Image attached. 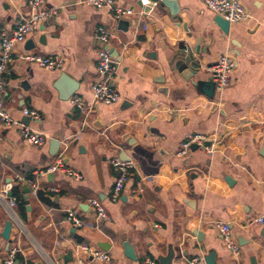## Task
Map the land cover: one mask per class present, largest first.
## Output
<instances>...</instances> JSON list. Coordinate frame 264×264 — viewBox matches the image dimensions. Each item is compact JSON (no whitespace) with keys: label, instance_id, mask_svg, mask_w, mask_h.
<instances>
[{"label":"crops","instance_id":"1","mask_svg":"<svg viewBox=\"0 0 264 264\" xmlns=\"http://www.w3.org/2000/svg\"><path fill=\"white\" fill-rule=\"evenodd\" d=\"M168 1L170 8L151 0H113L97 10L85 0H45L56 14L14 52L60 58L62 68L48 71L16 60L0 92L10 117L46 140L42 147L30 146L17 128L0 123V192L11 185L4 196L8 201L14 198L12 188H20L24 202L13 209L21 230L0 203V264L9 244L1 237L8 221L9 241L19 244L29 264H46V257L65 264L76 257L87 264H143L170 249L171 264H193V259L204 264L210 252L216 264H264V0H237L247 17L229 24L226 34L200 0ZM120 7L133 11L122 20L126 26L113 18ZM171 9H177L176 16ZM27 13L28 0H0V32L12 30ZM98 27L112 36L106 46L94 37ZM100 48L118 63L111 85L119 102L111 106L93 102L90 93ZM223 56L234 67L209 99L183 75L209 81L205 68ZM62 74L76 84L67 100L61 94L68 88L56 89ZM75 98L89 107L87 117L73 106ZM23 110L36 112L38 119L23 116ZM195 134L216 142L217 151L209 156L194 145L186 156H177L181 143ZM60 155L79 180L64 172L36 176ZM114 158L134 165L117 201L111 199ZM16 176L38 184L36 196L28 194V208L26 186ZM91 200L102 205L107 221L96 218ZM68 210L78 212L84 228L70 225ZM256 218L263 222L252 223ZM218 223L228 224L239 257L225 248ZM125 242L136 260L124 255ZM100 243L109 263L76 249H100ZM69 251L72 260L65 262Z\"/></svg>","mask_w":264,"mask_h":264},{"label":"built area","instance_id":"2","mask_svg":"<svg viewBox=\"0 0 264 264\" xmlns=\"http://www.w3.org/2000/svg\"><path fill=\"white\" fill-rule=\"evenodd\" d=\"M202 4L208 8L212 13L221 17L228 24H238L244 21L247 14L242 5L237 0H200ZM87 6L94 9H102L109 7L113 4V0H85ZM56 10H49L45 7V0H28V13L23 16H19L15 27L10 31L2 30L0 32V92L3 91L4 83L3 77L8 73L10 65L14 61L22 62L26 65H35L39 68L48 71L60 70L63 65V61L60 58H46L39 54L24 53L15 55V47L23 44L26 41L27 36L36 31L38 26L46 19L53 17L56 14ZM133 16V11L129 8H116L114 10V20L121 21ZM95 39L103 46H106L111 39V35L102 27H98L94 31ZM233 61L223 56L219 58L218 62L213 66L205 68V71L209 75V79L215 84L216 89H222L228 80L230 71L233 69ZM95 69L98 79L90 86V93L93 102L100 103L105 106L115 105L119 102V96L116 90L111 85V79L115 75L118 69V63L110 56L109 52L105 48H100L96 52ZM73 106L80 112L81 115L87 117L89 114V107L80 98H75L72 101ZM23 116L30 117L32 119H38V115L34 111L23 110ZM0 123L5 128L14 127L17 128L21 138L30 146L42 147L46 140L45 138L36 132H33L29 127L25 126L21 122H18L10 117L8 112L4 109L3 102L0 99ZM194 145L202 146L207 155L211 156L219 148L218 144L214 141H208L202 135L195 134L189 135L181 143V146L177 152V156L184 157L188 154L190 148ZM111 166L116 172V178L114 181L113 191L111 194L112 201H117L122 189L130 178V173L134 168V165L130 161H121L118 158H114L111 161ZM55 172H64L72 176L75 180H79L80 176L65 168L62 155L58 156L54 162L37 171L36 176H44L45 174H53ZM16 181L29 188L31 196H36L38 192V184L34 180H25L16 176ZM11 190V185L8 184L5 190L0 192V203L4 204L7 208L9 215L14 219L18 230H21V224L17 221V218L13 214V209L19 202L17 198H12L6 201L4 196L7 191ZM90 206L94 210L96 218L99 221H107L108 216L97 200H91ZM66 220L73 228L82 229L85 227V222L80 218L76 210H68L66 212ZM262 218H256L252 221L255 224H261ZM217 228L225 248L234 257H239L240 250L234 239L230 235V229L228 224L218 223ZM77 251L86 254L92 261L100 263H109L111 260L110 255L101 250L88 246H79ZM46 264H65L59 258L46 257ZM198 259H193L192 263H197ZM3 264H29L18 243H9L6 251V256L3 260ZM71 264H87L86 261L76 257ZM143 264H157L155 259L146 258Z\"/></svg>","mask_w":264,"mask_h":264},{"label":"water","instance_id":"3","mask_svg":"<svg viewBox=\"0 0 264 264\" xmlns=\"http://www.w3.org/2000/svg\"><path fill=\"white\" fill-rule=\"evenodd\" d=\"M151 1L154 4H157L160 8H163V7L170 8V5L172 4L168 0H151ZM170 14L173 15V16H176L177 9H173V10L171 9ZM214 23L224 34H226L228 32L229 24H228V22L224 21L221 17L217 16L214 19ZM126 24L127 23L125 21H122V20L119 21V25L120 26H126ZM197 70H198V67H197ZM183 76H184L185 79L190 80L192 82L193 86L196 88V90L199 93H201L202 95L206 96L209 99L213 98L216 88H215V84L210 79H209V81L196 80V79H193V74H191V73L190 74L188 73L187 76L186 75H183ZM57 84H58V87H56V89L58 91H62V90H60V87H61V89L64 88V87L68 88V90L66 92H63L61 94V97H62L63 100H67L73 95L75 87H76L75 86L76 84L68 76H66L65 74H62L60 76V79L57 82ZM53 143H54V146L58 149L59 143L56 142V141H53ZM57 149L55 151H53V152H50L49 154L50 155L56 154ZM23 192L25 194V196H24L25 204H26V206L28 208V198H29L28 194H29L30 190H29V188L24 187L23 188ZM10 196H11V193L8 194V197H10ZM10 231H11V221H8V222H6V224L4 226V229H3L2 233H1V237L5 241H7L8 243H10V241H9ZM98 247L100 249H102V250H106V245L103 244V243L98 244ZM123 249H124V255L128 259L136 260V256L134 254V251H133L132 247L129 246L128 243L125 242L123 244ZM71 255L72 254H71L70 251L67 252V254L63 257L64 261L65 262H70L72 260V256ZM173 256H174V254H173L172 250L170 249L166 256H164V257L159 256L157 258L158 264H171ZM203 260H204V264H216L215 263V254L213 252H210L207 256H205L203 258ZM36 264H43V263L42 262H37Z\"/></svg>","mask_w":264,"mask_h":264},{"label":"trees","instance_id":"4","mask_svg":"<svg viewBox=\"0 0 264 264\" xmlns=\"http://www.w3.org/2000/svg\"><path fill=\"white\" fill-rule=\"evenodd\" d=\"M12 195H13V197L18 199L19 204L22 207L24 202L22 200V196H21V193H20V188H16V187L12 188Z\"/></svg>","mask_w":264,"mask_h":264}]
</instances>
